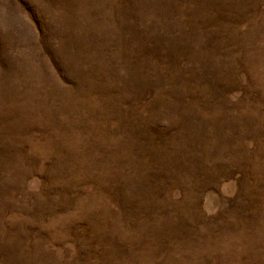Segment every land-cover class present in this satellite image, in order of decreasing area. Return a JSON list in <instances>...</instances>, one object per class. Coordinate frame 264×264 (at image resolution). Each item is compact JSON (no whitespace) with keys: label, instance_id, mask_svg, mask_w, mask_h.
<instances>
[{"label":"rangeland","instance_id":"374dc122","mask_svg":"<svg viewBox=\"0 0 264 264\" xmlns=\"http://www.w3.org/2000/svg\"><path fill=\"white\" fill-rule=\"evenodd\" d=\"M0 264H264V0H0Z\"/></svg>","mask_w":264,"mask_h":264}]
</instances>
